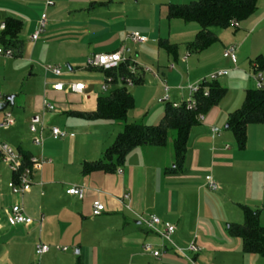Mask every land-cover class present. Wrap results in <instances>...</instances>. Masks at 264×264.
Listing matches in <instances>:
<instances>
[{"label": "crops", "instance_id": "0c3cea01", "mask_svg": "<svg viewBox=\"0 0 264 264\" xmlns=\"http://www.w3.org/2000/svg\"><path fill=\"white\" fill-rule=\"evenodd\" d=\"M52 1L51 6L45 7V0H0V31L6 16L16 17L22 22L18 35L22 40L21 55L16 57L33 63L34 56L38 59L43 54L42 47H38L43 38L48 42L61 35L76 37L79 40L89 34L106 36L103 39L96 36L97 40L83 42V52L78 53L76 57L70 56L72 59L70 65L68 64V71H64L61 76L67 81L86 82L88 87L84 93L54 92L45 85V80L52 81L56 78L49 72L46 73L42 66V89H32L21 97L14 92L8 95L13 97L12 101L0 110L1 122L5 110H9L13 115L14 106L22 108V113L17 110L13 115V126L8 129L0 128L2 139L22 155L26 153L28 159L42 157L50 160L44 162L40 168H34L30 191L21 197L12 194L8 188L7 183L13 174L0 161V264H32L38 242L50 245V250L41 256L40 264H193L175 250L176 247L186 248L192 242L198 247L196 253L188 252L194 264H264V256L244 253L242 239L228 232L230 223L243 222L241 205L258 210L259 221L264 225V122L247 125L243 147L237 145L232 131L226 128L230 112L241 106L245 91L255 88L250 76L252 71L245 69L255 63L254 58L257 55L264 54V0H258L256 9L248 18L242 22L238 21V28H214L217 39L207 48L193 52L188 51L186 47V60L182 58L185 52H178V45L169 41V33L166 37H153L152 41L156 43L160 39H167L177 46L175 54L167 52L174 58L173 68H169L171 63L168 55L167 64L157 63V71L164 82H174L183 77L176 69L175 64L178 61L189 64V79L199 80L202 76L205 77L206 72L212 69H207V66H212L208 63L210 49L219 47V50H224L229 45L236 46V63L224 57L223 53L222 58L230 62V70L242 71L247 78L231 88L233 94L225 93L221 101L204 114V120L191 128L181 172L166 171L173 165L170 140L165 146L135 147L119 167L122 169L121 173H118L117 169L115 172L93 171L89 174L82 173V163L101 157L105 148L121 130L122 124L109 119H88L70 114L71 111L93 110L97 95L101 92L93 87L92 83L95 84L97 80H91L90 73L82 72V79H72L69 75L75 69L96 71L84 66L86 58L97 52L123 51V43H119V40L130 30L146 36L141 27H138V23L142 18H150V15L140 13L137 8L127 11L122 0ZM189 1L192 0H150L154 7L155 22L166 19L170 25L172 19L166 18L167 4ZM113 6L115 7L111 12L110 8ZM101 7L107 9L105 14L113 15L109 17L104 13L93 14ZM41 13H45L47 17L46 30L40 38L32 41L30 36ZM240 26L245 30L242 43H248V46L239 55L241 44L227 45L223 42L229 35L227 30L230 27L234 30L232 32H235ZM149 30L152 35L151 32L155 29ZM77 31L81 33L75 34ZM189 31L192 34L193 31L197 32L198 28H189ZM256 31L260 39L255 43ZM188 38L186 43L193 40L192 36ZM78 39H71V42L78 43ZM125 40L129 41L127 38ZM148 42L149 39L139 45ZM110 47L111 49H108ZM239 62L244 69L240 68ZM230 70L227 75L222 76L225 77L224 82L228 83L226 77ZM35 71L38 72V69ZM33 72V68H30V75H37ZM261 72L264 79V70ZM146 76L157 80L162 86L161 81L150 74H143L140 82L136 84H143ZM246 82L250 84L245 85ZM118 85L121 84L116 83L113 86ZM157 88L161 90L158 83ZM180 89L187 91L183 87ZM44 95L56 105L55 111L45 114L47 125H63V130L67 131L68 135L55 140L46 128L43 131L42 144L37 146L32 142L29 119L40 109ZM25 107L29 108L27 113L24 111ZM163 111L154 115L151 124L160 120ZM148 113L141 119L145 121L149 118ZM127 122L135 121L128 120L127 114ZM211 126H222L225 131L219 128L220 134H212ZM208 175L218 183L217 190L211 191L206 187ZM69 185L84 186V197L67 194L65 190ZM124 194H128L129 200L123 199ZM95 199L103 202L105 210L93 216L91 207ZM15 202L22 203L27 214L34 219L33 223L15 226L7 223L4 209ZM147 214H156L162 220L175 225L172 245H167L139 222V215ZM40 215L44 217L41 224L37 222ZM53 244L74 247L79 256L74 259L73 254L67 252L68 248L64 251L58 250L63 253L52 252V247L55 246ZM145 244L160 250V255L154 256L146 251L143 248Z\"/></svg>", "mask_w": 264, "mask_h": 264}, {"label": "trees", "instance_id": "16d2710c", "mask_svg": "<svg viewBox=\"0 0 264 264\" xmlns=\"http://www.w3.org/2000/svg\"><path fill=\"white\" fill-rule=\"evenodd\" d=\"M258 0H192L187 3H168L166 18L181 19L184 22H196L199 25L193 40L186 43L188 51L198 52L210 46L217 36L214 28H227L232 20L243 21L248 18L257 7ZM22 28L20 19L12 16L4 18V27L0 31V45L11 48L13 56L21 55L22 40L18 37ZM158 44L169 54L176 53V44L167 39H160ZM259 70H264V54L254 58ZM125 69L121 64L120 70ZM96 70V69H95ZM104 75L115 76V70H101ZM208 84L209 93L196 95L197 106L187 109L185 102L174 107L171 102L164 104L162 117L157 123L127 122V114L134 107V98L126 85L113 86L107 92L99 93L95 108L91 111H71L70 114L88 119H109L122 124L121 130L108 145L101 157L82 163V173L93 171L115 172L125 161L126 155L140 145L165 146L169 134L172 132L171 144L173 150V165L166 171L178 173L183 170L184 158L187 150V140L191 128L199 121V113L206 114L217 105L226 93V88L219 85L217 80L203 82ZM64 93V92H61ZM264 122V89L249 88L245 91L240 107L230 112L227 129L234 135L239 147H243L246 140V127L250 123ZM20 152V151H19ZM24 162L29 163L28 155L23 153ZM13 180L16 175L13 174ZM243 222L230 223L229 234L242 239L244 253H256L264 256V225L259 221V212L247 205H241Z\"/></svg>", "mask_w": 264, "mask_h": 264}, {"label": "built area", "instance_id": "2783aa9c", "mask_svg": "<svg viewBox=\"0 0 264 264\" xmlns=\"http://www.w3.org/2000/svg\"><path fill=\"white\" fill-rule=\"evenodd\" d=\"M53 4L52 0H45L44 6H51ZM230 25L234 28L239 27V22L237 20H232ZM47 26V17L45 13H41L34 32L31 34L30 39L32 41L37 40L40 36L45 32ZM4 27V24L1 25ZM127 39L134 44H142L148 41V37L141 34L138 31H130L127 34ZM0 56L3 57H12L13 51L11 48H4L0 45ZM188 53L183 57V60H186ZM223 56L230 58L233 63H236V46L229 45L223 50ZM121 64H125V69L120 70ZM84 66L90 69L96 70H115L117 73L115 76L108 74L104 75L103 80L100 82V91L107 92L111 89V87L116 84H123L126 86H133L136 82L141 78L143 74H150L154 78L161 81L163 86V97L157 99L158 103H166L171 102L168 90L169 87L166 85V82L161 80L159 73L157 70H153L150 67L137 65L136 63H132L124 58V53L122 50H115L112 52H97L90 54L86 60ZM174 64H169V68H173ZM43 69L46 73H50L54 78V80L49 81L45 80V85L51 88L54 92H64V93H76L82 94L86 91L88 85L84 81H73V80H63L61 78L63 71L60 65L58 64H47L43 66ZM228 70L221 69L218 71H212L207 74L205 77L197 80L193 84L185 87L187 89V98L184 100L185 106L187 109H194L197 106L196 95L201 92L203 95H208L209 86L208 84L201 85L203 82L207 81H215L219 77L227 75ZM251 78L254 81V86L257 89H264V79L262 76L261 70L258 69L256 63L252 64V72L250 73ZM182 88V87H180ZM1 98V94H0ZM171 104L176 107L180 103L171 102ZM56 105L53 103L47 96H43L41 99V106L38 112L33 114L29 119V131L32 134V142L40 146L43 141V131L48 128L50 131V135L53 139H61L68 135L67 131L61 129L55 125H47L45 121V114L50 111H55ZM205 118L204 114L199 113L197 115L198 121H203ZM14 124V117L9 110H5L3 113L2 120L0 122V128L8 129ZM212 134L218 135L220 134V129L216 126H211ZM225 147H228L225 145ZM0 161L8 168V170L16 175V180L11 179L7 186L10 189L11 193L21 197L24 193L29 192L31 188V176L33 174L34 168H40L41 165L50 161L40 158L30 157L28 160L29 163L24 162V158L22 154L14 148L11 144L3 140L0 136ZM118 173L122 172L121 168H118ZM206 187L215 191L219 188L218 183L213 179L211 175L206 177ZM85 187L82 185H69L65 192L69 195L77 196L78 198H83L85 195ZM123 199L129 200L128 194L123 195ZM127 206V205H126ZM105 210V205L99 199H95L92 202L91 213L93 216L101 214ZM6 215V221L9 225H30L33 223L34 219L27 214L22 203L15 202L10 204L4 209ZM44 217L40 215L37 219L39 224L42 223ZM138 220L148 231L159 236L167 245H172V235L175 232V225L162 220L156 214H147V215H139ZM54 248L56 250H66V246L55 245ZM143 248L153 254L154 256L160 255V250L152 248V245L145 244ZM165 248V246H163ZM50 250V245L38 242L35 246V260L32 264H40V258L43 254ZM176 252L185 257L189 262L193 263V258L189 256V253H196L198 251V247L192 242L186 248H178L176 247Z\"/></svg>", "mask_w": 264, "mask_h": 264}, {"label": "rangeland", "instance_id": "374dc122", "mask_svg": "<svg viewBox=\"0 0 264 264\" xmlns=\"http://www.w3.org/2000/svg\"><path fill=\"white\" fill-rule=\"evenodd\" d=\"M119 1V0H117ZM122 2L126 5L124 6L127 11H133L134 9L140 10V13H149L150 18H142L140 19L138 23V27H141V31L148 36L149 42L143 45L139 44H134L131 41H126L125 39L127 38V34L132 31L130 30L124 38H120L119 43L122 44L123 48V53H124V58H126L128 61H131L132 63H136L137 65H142V66H147L152 68L153 70H157V63H163L167 64V51L165 48L161 47L158 45V42H154L153 37L156 35L166 37L169 33V41L176 43L178 45V52H185L186 50V40L189 39L188 37H193L195 36L196 32H192V34L189 31V28L196 27L199 29V25L196 22H189L185 23L181 19H172L170 21V25H168V21L166 19L162 20H156L154 18V7L152 6L150 0H122ZM115 6L110 8L113 12ZM117 8V7H116ZM107 11L106 8L101 7L98 8L93 12L95 13H104ZM105 15L111 17L113 13H106ZM87 17V16H86ZM85 17H83L84 19ZM80 20V19H79ZM86 21V19H84ZM84 21H81V23H85ZM242 22V21H240ZM240 29H237L235 32L231 27L227 30L229 32V35L226 39H224L225 44H241L240 50L238 51L239 55L241 52L245 51L246 47L248 46V43L243 44L242 42L243 37H244V31L243 26H240ZM139 29V28H138ZM154 30V32H151L152 35H150V30ZM81 31L75 32V34H80ZM22 34V33H21ZM258 32H255V39L254 42L256 43L259 39L260 36ZM25 36V34L23 35ZM97 35L91 36L89 34L87 37L80 38L82 40L79 43V39L76 37L70 38L64 35H61L58 38H55L51 41L46 42L45 38H43V42L40 41L38 43V47H42L43 54L40 55L41 57L38 59L32 58L33 63L27 62L25 59L21 57H11L12 59H8V57H3L0 56V94H1V101L5 99L6 96L12 95L14 92L17 94L18 97L26 95L27 91H30L32 89H42L43 87V81H44V72L42 69V66L47 65V64H58L61 66L62 71H68L69 63H71L72 58L70 56L76 57L78 56V53L83 52L84 49L82 48L83 42L87 41H93L97 40L96 39ZM106 35H101L97 36L98 39H103ZM155 36V37H156ZM22 37V36H21ZM101 37V38H100ZM71 39L77 41L78 43H72ZM42 42V43H41ZM80 45V46H78ZM226 45V46H227ZM217 46V45H216ZM221 46V45H220ZM222 48V46H221ZM45 49V50H44ZM108 49H111L108 48ZM220 48L216 49H210V59H209V64L212 66H207V69L212 68L211 70L207 71L205 76L212 72V71H218L221 69H226L230 70L231 64L228 60L222 58V53L223 50H219ZM106 50V49H105ZM104 50V51H105ZM214 51V52H213ZM158 52V54H157ZM187 52L184 53L186 55ZM238 55V56H239ZM169 56V55H168ZM7 58V59H5ZM170 62L169 63H175L173 56H169ZM183 58V57H182ZM84 58H81L83 60ZM181 60V58H179ZM80 60V61H81ZM69 64V65H68ZM176 69L183 74V77L181 79H177L174 82H166V85L169 87V97L171 99V102H176V103H181L187 98V91L185 89H180V87H187L190 84H193L197 79H189L187 77L188 70H190L189 64H183L178 61V63L175 64ZM240 65V62H239ZM241 66V65H240ZM239 66V67H240ZM205 67V66H204ZM30 68H33L35 74L39 75H30ZM38 69V72L35 71ZM242 68V66L240 67ZM206 69V70H207ZM244 69V68H242ZM248 72L252 71V66L247 67ZM82 72H87L91 74V80H97V82L92 83L93 87L96 90L100 91V82L103 80V72L100 70L96 71H84V70H79L75 69V71L71 72L69 75L72 77V79H82ZM142 77V76H141ZM203 78V76L201 77ZM200 78V79H201ZM245 73L242 71H235L231 69L229 71L228 77V84L225 81V77H221L218 79V83L221 86L228 87L227 88V94H233L231 88L236 87V85L241 84V82L245 81ZM141 79V78H140ZM140 79L136 82H140ZM100 81V82H99ZM157 83L159 84L160 89L157 88ZM250 84L245 83V85ZM128 91L133 95L134 97V107L128 112V120L130 121H137L145 124H151L153 122V117L155 114H158L160 111L164 110V103H158L157 99L160 97H163V89L162 86L160 85L157 80L155 81L151 77H144L143 79V84H135L133 86H127ZM20 100V99H18ZM21 106V105H18ZM8 108V107H7ZM17 110H20V113H22V108H18L14 106L13 109V115L15 112H18ZM26 113L29 111L28 107H25L24 110ZM1 112V111H0ZM148 113L149 118H147L145 121L141 119L145 115V113ZM63 116V115H62ZM15 117V116H14ZM59 117V116H58ZM64 117V116H63ZM23 118V117H22ZM57 122V121H56ZM58 123V122H57ZM59 125V124H58ZM61 129H64L63 125H59ZM221 130L225 131L224 127H218ZM172 132L169 134L168 142H170ZM55 245V244H53ZM60 246H66L59 244ZM68 251L71 254H73V258L76 259L79 254H76V248H72L67 246ZM52 252L56 253H63V251H58L55 250L54 247H52ZM42 264V263H41ZM190 264V263H189Z\"/></svg>", "mask_w": 264, "mask_h": 264}, {"label": "water", "instance_id": "95a60500", "mask_svg": "<svg viewBox=\"0 0 264 264\" xmlns=\"http://www.w3.org/2000/svg\"><path fill=\"white\" fill-rule=\"evenodd\" d=\"M13 99L12 96H6L5 99L3 101H0V110L5 108L9 102H11ZM227 127V124H226Z\"/></svg>", "mask_w": 264, "mask_h": 264}]
</instances>
